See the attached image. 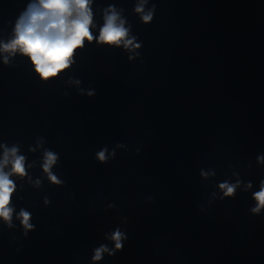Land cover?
Segmentation results:
<instances>
[{"label": "water", "instance_id": "obj_1", "mask_svg": "<svg viewBox=\"0 0 264 264\" xmlns=\"http://www.w3.org/2000/svg\"><path fill=\"white\" fill-rule=\"evenodd\" d=\"M35 2L0 0V43ZM109 6L139 48L85 41L47 81L0 52V162L16 147L27 173L10 176L0 264H264V209L251 211L264 181V0H92L95 38ZM237 181L225 197L219 185ZM116 230L122 249L94 262Z\"/></svg>", "mask_w": 264, "mask_h": 264}, {"label": "clouds", "instance_id": "obj_2", "mask_svg": "<svg viewBox=\"0 0 264 264\" xmlns=\"http://www.w3.org/2000/svg\"><path fill=\"white\" fill-rule=\"evenodd\" d=\"M91 3L92 0H36L35 3H29L16 20L13 29L14 38L7 43H0V52L9 55L19 52L28 57L35 72L42 80L47 81L71 67L77 49H82L85 41L91 43L96 39L97 43L117 47L123 45L126 49L140 47L139 44H134L135 38H128L129 29L124 27V21L120 20L112 6L106 10L104 26L100 30L99 37L95 38L90 31L93 20ZM135 11L142 14L144 12L143 3L137 6ZM152 18L151 11L141 15L144 23H149ZM4 63H8V57L4 58ZM92 94L88 93L89 96ZM17 152L16 147L5 148L3 161L0 162V219H3L9 226H11L13 211L10 207L11 197L16 188L10 176L24 177L27 175L24 166L25 157L17 155ZM97 158L104 162L105 152L97 153ZM257 159L258 162L264 163V157ZM56 160V154L46 152L42 167L43 171L48 174L49 180L54 184H59L61 181L51 173ZM9 163H11V171L5 172L4 168ZM201 174L206 175L203 172ZM238 186L239 181L232 185L227 182L219 185L225 197L233 196ZM248 187H251L250 183ZM253 198L257 201V205L251 211L258 214L261 209H264V181H261L260 191L254 193ZM17 218L20 219L26 231L32 230L33 225L29 223L31 219L29 212L21 210ZM111 239L115 242V249L109 251L103 245L97 248L92 258L94 262L100 261L105 252L111 256L116 250L122 249L121 240L124 236L119 230L113 233Z\"/></svg>", "mask_w": 264, "mask_h": 264}]
</instances>
